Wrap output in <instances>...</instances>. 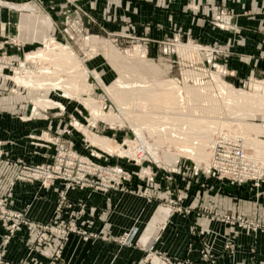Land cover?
<instances>
[{
  "label": "crops",
  "instance_id": "0c3cea01",
  "mask_svg": "<svg viewBox=\"0 0 264 264\" xmlns=\"http://www.w3.org/2000/svg\"><path fill=\"white\" fill-rule=\"evenodd\" d=\"M13 1L44 7L33 13L0 8V33H17L26 45L28 36L33 40L31 45L43 37V32L57 34L55 22L77 17L93 34L131 33L152 41L189 34L228 51L222 62L233 71L232 81L264 76V0H76L81 15L75 14L70 0ZM65 10L69 13L66 16ZM221 10L227 12L221 18L225 27L215 24V15ZM1 82L5 83L0 79ZM2 83L0 197L19 171L15 164H7V159L29 165L47 161L50 151L44 136L68 126L64 119L35 117L36 111L22 104L19 93L6 95ZM157 181L161 184L157 188L160 195L175 197L164 188L162 177ZM182 185L186 198L180 208L188 207L190 213L170 211L131 192L71 191L72 206L66 209L67 216L79 215L77 224L87 234L70 235L60 263L139 264L151 254L154 257L150 264H264V183L260 187L239 186L201 175ZM63 187L61 182L47 188L37 183H15L9 208L26 212L31 225L23 226L5 245L8 230L0 221L4 264H50V255L58 248L59 240L48 238L39 244L42 231L36 224L52 217ZM204 210L212 214H203ZM216 215L253 221L261 228H239ZM131 230L132 244L121 245L118 239Z\"/></svg>",
  "mask_w": 264,
  "mask_h": 264
},
{
  "label": "rangeland",
  "instance_id": "374dc122",
  "mask_svg": "<svg viewBox=\"0 0 264 264\" xmlns=\"http://www.w3.org/2000/svg\"><path fill=\"white\" fill-rule=\"evenodd\" d=\"M70 1L74 5L73 11L75 12V14L77 12L80 13L81 10L75 4L76 0ZM39 6L37 5V3L31 4V2L18 3L14 2L13 0H0V8L10 11H21L24 13H33L35 9L43 11L44 7L41 5ZM64 13L65 16L69 14L67 10H65ZM81 14L82 13H80V15ZM223 16H227V12L225 10H221L218 14L215 15V24L219 27H225V24L221 23V18ZM55 23L58 30L57 34H45L43 32V37H41L40 40L34 42L31 45L29 43H32L33 40H31L29 36L28 44L26 45L25 43L23 44V42L20 41V39L17 37V33L10 34L6 31L0 33V40L8 42V45L5 47L3 52H1L2 56L5 54L6 56H16L15 58H12V60H15V64L12 63L9 64V66H7L6 68H0V79L1 81H5V83H1L6 95H16V93H19V95L22 96V104L30 106L34 110L37 109L35 102L39 98H52L63 103V107H60V109L59 107L48 108L45 110L37 109L38 112L36 111V114H33L38 118L45 117L46 119L53 118L54 120L64 119L67 121L66 123L68 125L58 133L54 132L52 133V135L44 136L48 145L47 148L50 151L49 158L47 161L33 165L50 163V161L53 160L52 157L62 146L70 147L79 154L94 158L98 162H103L106 165L108 163L110 165L112 164L113 166H122L125 171L131 175V179L128 183L124 184V191L119 192H131L137 194L138 196L142 195L146 199V201L150 203L157 202L161 207L169 208L170 211L180 209L183 212H187L191 211L189 210L190 208L185 206L182 207L184 210L180 208L186 198V191L184 188H182L183 185L181 186V184H183V182L188 183L189 181L200 178L201 175H206L210 178H214L213 176L207 175L204 170H206L211 161L209 159L212 158L213 148L210 145L213 146L215 143L209 144L207 146L206 151L210 154L208 160L206 158L202 159L201 161L184 155H178L179 157L176 155L175 157H177V159L173 160V162L171 161L168 163L163 160V156H166L163 154L166 152L168 154L167 156H169V153L173 154L176 146L172 140L167 139L168 137L164 136V133L160 132L159 127L161 129L165 127L168 128V126H170V128L173 127L174 129H176L178 127L181 128L182 125H187L189 127H192L193 132L197 131L198 133L199 128H204L207 126V128H212L214 141L217 139L218 133L224 131L233 138H240L243 146L248 151V148L251 147L245 145V140L242 138L243 135L241 134L240 124L252 123L260 125L264 128V114L259 112H257L258 114L251 113L249 112V110L251 108L253 109L252 106L250 107L245 103H238L229 99V94H226L228 90L224 89L225 93L221 92L219 84L218 82H216L215 75L219 76V79H221V81L223 80L224 83L226 82L225 84H227L234 90L245 91L248 94L254 93L259 96H264V88L256 89L254 87V84L258 82L264 85V76L257 77L254 75H250L249 77L241 79L239 82L232 81L230 79V76L233 74V71L228 68L226 63L222 62V59L228 57L227 55L229 53L227 50L222 48L221 45L202 41L200 39L194 38L189 34H177L172 39L158 41H152L145 35L131 33H112L110 35H108V33L93 34L87 32L86 25H84V22L82 24L81 19H78L77 17L65 21L60 20ZM90 36L106 40V42H109L116 48L121 57H124L123 59H120V62L125 64V67L123 66L125 70V81L123 82L122 87L123 91H125L126 95L128 96L127 98L129 99V109L132 110L133 114L137 116L134 117V123H137L139 131L142 128L140 133L138 129H135V127H133L132 124L128 121H126L124 124L117 125V123L111 124L106 120L102 121V119H96L82 102V99L85 97H93L94 99L102 100L104 102L105 112H114L115 114L122 116L120 115L122 114L121 108L114 102V100H112V98L107 95L104 87L105 84L110 85L111 83H113L116 78L120 76L119 72L116 70L114 65L109 62V59L105 55L106 48H104L103 46L92 48L91 46L85 45L84 38H88ZM52 38L60 42L61 44L68 45L76 54V56H78L81 65L80 68H87L89 73L87 81L91 85V91L89 93L80 92L78 98H69L63 96V91L54 90L53 88L33 89L31 87L21 85L12 79V77L17 73H23L24 71L35 72L44 65V62L42 61H28L27 56L29 53H32L41 48H45V44H47V42ZM189 44L198 46L200 48V53H191V51H189L188 53L187 51H185V53H182L180 51V46ZM136 45H138L142 50H145L146 60L150 61V63H152L154 66H157V68H159V73L156 72L155 74H152L153 72L144 68L143 69L145 70V72L144 70L141 71V69L139 70V68L135 67H133L132 69V66L137 65L139 62L136 64L134 57L129 56V58L127 52L129 50H132ZM26 46L31 47L25 50L24 48ZM185 48L187 49V47ZM48 60L49 61H47V64L50 63L51 58ZM94 63L96 65H93ZM104 73L107 74L111 79L108 80ZM167 79L176 80L181 88L184 87L186 89V87H192L198 91H194L195 95L190 97L187 96L188 98L185 96L187 91H184L185 93L182 92L183 102L181 110H183V112L181 110L180 112L186 113H184V117L181 118L182 120H175L174 118H172L173 120L169 119L172 116H175V114L172 115V113H163L165 111V108L157 109V107H155L154 105V107H152V104L150 105L147 100H143V96H141L139 93L138 89L141 87L140 85L142 84V82L148 81L147 84H150L151 82L153 84L157 80ZM145 83L146 82H144V84ZM137 86L139 88H137ZM236 104H238V106ZM262 109H264V105L262 106ZM158 110L161 114L158 112ZM141 112L143 116L141 115L139 117ZM228 112L231 113L228 114ZM165 114L166 117L168 115L170 117L168 116L167 119L166 117H162L165 116ZM192 115L202 118L200 119L201 121H199V125L198 122H195L197 121L196 119H192ZM188 119H191L189 120V123H187ZM191 121L194 122L193 125L195 126V128L194 126H192ZM184 122L187 124H183ZM164 123L166 125H164ZM66 130H68L69 133H66ZM84 130L89 131L91 134H96L101 137L111 139L113 142L121 146L123 150H133L135 148L137 150L140 149L145 151L144 145L141 144L145 142L147 143V145H150L152 146V148L156 149L158 154L160 152L161 153L159 155H155V157L153 154H151V152H141L142 154L137 153L136 156H131L130 153L121 155L117 152H110L100 145H92V143H90V141L88 140ZM145 130H147L148 132ZM163 138L166 140H164ZM256 138L258 140L264 141V133L261 132L257 134ZM165 142L168 144H166ZM140 145L142 146V148L140 147ZM171 148L173 150H171ZM208 149H210L211 152ZM256 158L264 160V153L260 152V154H258ZM195 170L198 171L197 174L195 173ZM161 177L165 181L163 185L164 188L170 190L171 193L175 195V197L167 198L157 192L158 186H161V184L157 180ZM216 180L221 182V180ZM56 182L52 183L50 186H52ZM223 182L230 183L232 185L243 186L230 181ZM263 183L264 181L262 183L260 182L259 185H256V182L252 181L244 185L260 187ZM141 186H143L144 188L142 189ZM61 191L59 192V195H61ZM59 202L60 196L58 203ZM82 207H84L83 204ZM66 209L67 208H65V211ZM202 212L203 214H212L211 212H207L205 210ZM64 217L65 220H68L69 218L66 215ZM216 217H218V219L220 220L222 218V215H216ZM123 236H125V234ZM121 238L118 239V242L121 245L130 246L132 244L131 240H129L128 243H124ZM148 256L149 257H145L139 264H150L152 261L151 259L154 256H151V254Z\"/></svg>",
  "mask_w": 264,
  "mask_h": 264
},
{
  "label": "bare ground",
  "instance_id": "6f19581e",
  "mask_svg": "<svg viewBox=\"0 0 264 264\" xmlns=\"http://www.w3.org/2000/svg\"><path fill=\"white\" fill-rule=\"evenodd\" d=\"M84 42H85V45L91 46L92 48H97L98 46H103L104 48H106L105 55L109 59V62L112 65H114L116 70L119 72L120 76L118 78H116V80L113 83H111L110 85L105 84L104 87H105V91H106L107 95L110 98H112V100H114V102L121 108L122 114H120V115H122V116H119L118 114H115L114 112H110V113L105 112L104 111V102L102 100H97V99H94L93 97H85L82 99V102L87 107V109H89L91 114L96 119H98V120L102 119V121L106 120L107 122H110L111 124L117 123V125L118 124H124L126 121H128L132 124L133 127H135V129L137 128L139 131V127H138L137 123L136 124L134 123V117H137V116L135 114H133L132 110L129 109V99L127 98L128 96L126 95V92L123 91V87H122V84L125 81V70H124L125 64L121 63L120 59H123L124 57L123 56L121 57L120 53L116 50V48L114 46H112V44H110L109 42H106L104 39H100L98 37L96 38L94 36L93 37L91 36L88 38H84ZM185 47H187V49ZM93 50H92V52H93ZM180 51L182 53L183 52L185 53V51H187V53L189 51H191V53L198 54V53H200V48L198 46L193 45V44L182 45V46H180ZM145 53H146L145 50H142L138 45H136L135 47H133L132 50H129L127 52L128 57L129 56L134 57L136 64L139 62L137 65L134 64L135 66H132V69H133V67H135V68H139V70L141 69V71L144 69L150 70L151 72H153L152 74H155L156 72L159 73V71H158L159 68H157V66H154L152 63H150V61L146 60ZM27 57H28V61H32V62H41L42 61V62H44V65L42 67H40L38 71H35V72L34 71H29V72L24 71L23 73H17L15 76L12 77V79L15 80L17 83L31 87L33 89L34 88H37V89L53 88L54 90L63 91L64 97L75 98V99L79 97L80 92L89 93L91 91V85L87 81L88 74H89L88 70H87V68H80L81 65H80V61L78 59V56H76V54L71 50V48L68 45L61 44L60 42H58L52 38L47 42V44H45V48H41V49H38L32 53H29ZM50 58H51L50 63L47 64L48 63L47 61H49L48 59H50ZM144 72H145V70H144ZM146 73H147V71H146ZM215 79H216V82H218L222 93L225 90H228V92L226 91L227 92L226 94H229V99L236 101L238 103H245V104L249 105L250 107L252 106L253 109L251 108L249 110V112H251V113L259 112V113L264 114V109H262V106L264 105V96L263 95L259 96V95L254 94V93L248 94L247 92L241 91V90L237 91V90H234L233 88H231L230 86H228L227 84H225L226 82L224 83L223 80L221 81V79H219V76L215 75ZM141 82H142V80H141ZM144 82H146V83L144 84ZM144 82H142V84L140 85L141 86L140 88L137 86V88H139L138 90H139L140 95L143 96V100L144 99L147 100L150 103V105L152 104V107L155 106V107H157V109L165 108V111L163 113H167V114L172 113V115L175 114V116H172L169 119L174 118L175 120L176 119L180 120L181 118L184 117L185 112L182 113L183 110H181L182 109V102H183L182 92L187 91L186 95H185L186 97L187 96L188 97L194 96L195 95L194 91L198 92L197 90H195L192 87H186V89L184 87L181 88L180 85H178V83L174 79L157 80L153 84H152V82L150 84H147L148 81H144ZM134 86H136V85H134ZM134 86H133V88H134ZM254 87L256 89H262V88H264V85L257 82L256 84H254ZM127 92H128V90H127ZM131 92H132V90H131ZM35 104H36V107L38 110H42V109L45 110L48 108H56V107H59V109H60V107L61 108L63 107L62 102L56 101L52 98H39L36 100ZM236 105L238 106V104H236ZM37 109H35V111L38 112ZM229 109H231V108H229ZM146 110H147V108H146ZM166 110H169V111H166ZM180 110L182 112H180ZM149 111H150V109H149ZM158 112H159V110H158ZM231 112H228V114ZM134 113H135V111H134ZM144 113H146V112H144ZM178 114H182V115H178ZM141 115H142V112L139 115V117ZM198 115H199V113H198ZM185 116H187V115H185ZM192 116H193L192 119H194V120L196 119L197 121H195V122H198V125H199V121H201L200 119H202V118H199V116L196 117L195 115H192ZM200 116H201V114H200ZM162 117L165 118L166 114H165V116H162ZM167 117H166V119H167ZM224 119H225V117H224ZM168 120H166V121H168ZM189 120H191V119H188L187 123L190 122ZM191 122H192V126H194L193 125L194 122L193 121H191ZM187 123L184 122L183 124L186 125ZM174 124H173V126H174ZM164 125H166V124L164 123ZM177 126H179V125H177ZM182 126H181V128H179V127L176 128V125H175L176 129H174L173 127L170 128V126H168V128L164 126L165 128H161V129L159 127L160 132L164 133V136L168 137L167 139L172 140L176 146L175 151H174L175 153L174 152H173V154L169 153V156H167L168 155L167 152L163 154V155H166V156H163V160L165 162H168V163L171 161L173 162V160L177 159V157H175L176 155L177 156L178 155H181V156L184 155V156L192 157L196 160H201V161H202V159H206V158L208 160V157L210 156V154L206 151L207 146L209 144H214L216 141V140L214 141V139H213L212 128H207V126L204 128L201 127L198 129L199 131L197 133V131L193 132L192 127H189L187 125L186 126L182 125ZM194 128H195V126H194ZM240 128H241V134L243 135L242 138L245 140V145L248 147H251V148H248L249 149L248 152H250L249 154L252 155V157L256 158L258 156V154H260V152L264 153V141L258 140L256 138L257 134H259L261 132L264 133V128L261 127L260 125L252 124V123H242V124H240ZM141 129H140L139 133L141 132ZM145 131H147V130H145ZM84 132H85L88 140L90 141V143H92V145H100L101 147L109 150L110 152H117L121 155H125L126 153H130L131 156H136V154L139 153V151L144 152V153L151 152V154H153L154 156L159 155L161 153L159 151L160 153L158 154L156 149L152 148V146H150V145H147V143H145V142L141 143L144 145L145 151H143V150L141 151L140 149L137 150L135 148L133 150L132 149L123 150L121 146H119L117 143L113 142L111 139H107V138L101 137V136L96 135V134H91L87 130H84ZM164 140H166V139H164ZM173 142H171V143H173ZM166 144H168V143H166ZM210 146L213 148L214 145L213 146L210 145ZM140 147L142 148L141 145H140ZM171 150H173V149L171 148ZM208 150H210V149H208ZM210 152H211V150H210ZM157 158H158V156H157ZM209 160H211V159H209Z\"/></svg>",
  "mask_w": 264,
  "mask_h": 264
},
{
  "label": "built area",
  "instance_id": "2783aa9c",
  "mask_svg": "<svg viewBox=\"0 0 264 264\" xmlns=\"http://www.w3.org/2000/svg\"><path fill=\"white\" fill-rule=\"evenodd\" d=\"M8 42L0 40V68H6L14 63L16 56L1 54ZM15 64V63H14ZM66 133H69L66 130ZM142 151V150H141ZM139 153H141L139 151ZM2 158V156H1ZM50 163L42 165H29L15 161L12 163L7 159V164H15L19 167L18 174L4 196L0 197V221L7 227L8 234L5 235L4 244L8 245L12 237L22 229L23 226L31 225L27 213L15 211L9 208L12 198V187L16 182L37 183L40 187H50L56 181L63 184L60 202L57 204L52 217L46 223L36 224L40 229L39 244H43L48 238L59 240L58 248L50 255V264L60 263L63 246L71 234H87L77 224L78 216H67L65 208H71L69 193L74 190H87L91 193L110 191H124V184L128 183L131 175L122 166L98 162L94 158L84 156L71 149L62 146L52 157ZM207 175L221 181H230L244 185L252 181L259 185L264 181V160L252 157L243 146L240 138H233L224 131L219 133L212 149L211 161L204 170ZM197 174L198 171L195 170ZM259 187V186H258ZM191 212V211H187ZM81 214V212H80ZM223 220L232 223L239 228L257 231L261 228L259 223L242 218L225 215ZM67 225H66V224ZM57 232V233H55ZM132 238V230L125 233L121 239L128 243ZM208 253H205V257ZM0 264H4V253L0 252Z\"/></svg>",
  "mask_w": 264,
  "mask_h": 264
}]
</instances>
